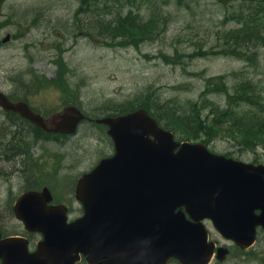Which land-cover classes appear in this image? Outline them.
<instances>
[{
  "label": "rangeland",
  "instance_id": "1",
  "mask_svg": "<svg viewBox=\"0 0 264 264\" xmlns=\"http://www.w3.org/2000/svg\"><path fill=\"white\" fill-rule=\"evenodd\" d=\"M83 1L0 2V89L28 99L49 117L72 103L97 119L114 112L112 108L146 99L163 102L177 97L196 101L207 93L204 90L208 80L211 84L224 83L231 88L236 81L234 72L248 70L250 77L257 76L261 69L264 72V47L253 57L255 61L249 62L224 49L227 37L242 30L236 20L247 16L239 12H246L243 3L238 4L234 14L236 3L233 0L184 4L158 0L160 8L149 3L124 8L127 3L121 0V14H115L99 11L98 6L116 8L120 0H88L89 6L84 8L87 12L82 9ZM128 14L142 23L155 19L156 31L146 36L149 31L130 32L123 27L120 34L114 27ZM7 37L10 39L4 43ZM127 37L137 40L134 44H125ZM32 71L50 80L59 79L57 86L33 93L28 85ZM209 97L215 95L211 93ZM1 134L0 130V137ZM235 136L241 140L253 138L223 126L207 139L208 146L218 154L232 153L241 161L260 160L264 164L263 148L253 153L250 147H238L233 141ZM66 142L65 147L50 141L43 145L34 143L32 147L36 155L45 153L48 159L54 160V166L43 169L60 174L59 168L63 165L62 175L69 184L90 170L96 160L112 152L109 137L90 122L82 124L78 134ZM61 150L68 152L73 160L54 154H62ZM42 158L44 155L39 160ZM39 160L32 169L43 165ZM18 170V162L3 165L0 161V198L5 200L0 227L6 231L23 230V224L11 215L6 205L32 178V171L14 172ZM60 177L64 179L61 174ZM44 180L41 177L38 181ZM79 210L74 203L70 219L74 220ZM207 227L212 241L226 245L212 224ZM255 249L262 252L264 242ZM224 264L261 263L254 255L233 250Z\"/></svg>",
  "mask_w": 264,
  "mask_h": 264
},
{
  "label": "water",
  "instance_id": "2",
  "mask_svg": "<svg viewBox=\"0 0 264 264\" xmlns=\"http://www.w3.org/2000/svg\"><path fill=\"white\" fill-rule=\"evenodd\" d=\"M0 101L45 128L24 103L14 106L2 93ZM79 119L77 110L68 109L59 131H74ZM120 123L121 156L85 181L80 194L85 215L69 224L63 206L50 207L44 195L27 194L16 203V215L45 240L33 254L24 239L0 241L3 264H76L80 255L89 264H169L172 259L210 264L216 245L209 243L205 219L243 249L254 244L256 228L264 229V166L212 155L204 145L185 144L175 153L172 135L146 111ZM228 255V249H218L220 261Z\"/></svg>",
  "mask_w": 264,
  "mask_h": 264
},
{
  "label": "trees",
  "instance_id": "3",
  "mask_svg": "<svg viewBox=\"0 0 264 264\" xmlns=\"http://www.w3.org/2000/svg\"><path fill=\"white\" fill-rule=\"evenodd\" d=\"M4 1L6 0H0L1 3ZM132 1L135 3H144L146 0ZM126 24L128 26H125ZM123 27H126L130 32H135L136 30L149 31L146 36H149V34L153 33L156 29L153 23L138 22L136 17L132 15H129L122 23L114 27V29L122 34ZM257 38L260 41L264 39V37L260 36ZM233 41L240 42L239 44L241 45H246L247 43L252 44L251 40L246 41L238 36L235 37ZM233 41L230 44L234 45ZM135 42L136 41L128 40V43L131 44ZM36 84H40V81H37ZM45 85L46 83L40 84V87ZM222 90H225V88L222 87L221 91ZM235 90L230 103L227 102L226 106H224L226 100L222 101L216 99H202L196 102L173 99L167 103L154 101L152 99L150 108L148 109L158 122L165 128L174 131L182 140L204 139L207 141L206 139L212 137L216 131L223 128L224 123H227L243 135L247 137L252 136L254 139L261 141L262 145H264V95L259 93L250 82H241L239 87H235ZM226 93L229 94L228 92ZM243 101L251 104V108H245V112L240 114L241 108L236 106ZM142 104L145 106L148 105L147 102ZM253 145H256V143ZM260 241L261 238L259 237V242ZM247 254L256 256L260 263L264 264V250L258 252L252 249L247 252ZM173 263H177V261Z\"/></svg>",
  "mask_w": 264,
  "mask_h": 264
},
{
  "label": "flooded vegetation",
  "instance_id": "4",
  "mask_svg": "<svg viewBox=\"0 0 264 264\" xmlns=\"http://www.w3.org/2000/svg\"><path fill=\"white\" fill-rule=\"evenodd\" d=\"M10 117L12 118V132L13 134L19 130V116L14 113L10 112H4L2 109H0V121L2 124L4 123H9ZM18 146L16 145V148L14 147V155L16 156V159L19 158V150L17 148ZM14 159V161L16 160Z\"/></svg>",
  "mask_w": 264,
  "mask_h": 264
},
{
  "label": "bare ground",
  "instance_id": "5",
  "mask_svg": "<svg viewBox=\"0 0 264 264\" xmlns=\"http://www.w3.org/2000/svg\"><path fill=\"white\" fill-rule=\"evenodd\" d=\"M263 49V48H262Z\"/></svg>",
  "mask_w": 264,
  "mask_h": 264
}]
</instances>
